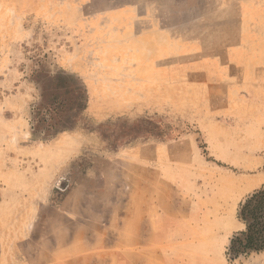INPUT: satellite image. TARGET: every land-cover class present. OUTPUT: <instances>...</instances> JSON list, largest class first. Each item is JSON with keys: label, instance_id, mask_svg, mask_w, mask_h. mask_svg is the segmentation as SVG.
<instances>
[{"label": "rangeland", "instance_id": "obj_1", "mask_svg": "<svg viewBox=\"0 0 264 264\" xmlns=\"http://www.w3.org/2000/svg\"><path fill=\"white\" fill-rule=\"evenodd\" d=\"M55 96L76 128L34 135ZM163 158L199 184L171 197L212 221L167 231L166 264H264L226 258L264 186V0H0V264H43L58 223L115 200L100 174L133 179L136 199V174Z\"/></svg>", "mask_w": 264, "mask_h": 264}, {"label": "crops", "instance_id": "obj_2", "mask_svg": "<svg viewBox=\"0 0 264 264\" xmlns=\"http://www.w3.org/2000/svg\"><path fill=\"white\" fill-rule=\"evenodd\" d=\"M171 147L177 148V143ZM146 169L154 172L136 174V199L133 192L121 189L125 182L133 179L125 175L112 179L109 174H100V179H95L100 181L98 194L107 193L110 182H118L120 190L112 192L110 197L119 202L108 201L104 196L96 213L82 208V213L72 216V221L58 223L56 236L48 240L50 243L46 245L45 240H41L37 244L35 251L40 252L43 264H166L172 260L161 248L168 244L165 242L167 231L201 230L208 223L212 224L208 212H185L183 201L171 197L172 192L199 188V184L194 185L187 179L188 175L179 170L177 159H155ZM217 190L218 194L224 191L220 181ZM182 214L185 215L181 217ZM213 216H216L215 211ZM194 221L198 226H193ZM45 246L51 247V253L46 252Z\"/></svg>", "mask_w": 264, "mask_h": 264}, {"label": "trees", "instance_id": "obj_3", "mask_svg": "<svg viewBox=\"0 0 264 264\" xmlns=\"http://www.w3.org/2000/svg\"><path fill=\"white\" fill-rule=\"evenodd\" d=\"M58 82L57 86L61 88L70 85L67 79ZM66 92L72 93L67 89ZM65 100L55 96L38 105L34 111L32 127L34 135H43L51 139L58 133L76 128L77 116L64 111ZM237 219L246 226V230L234 235L230 240L226 250V258L230 263L264 252V186L249 194L239 205Z\"/></svg>", "mask_w": 264, "mask_h": 264}, {"label": "bare ground", "instance_id": "obj_4", "mask_svg": "<svg viewBox=\"0 0 264 264\" xmlns=\"http://www.w3.org/2000/svg\"><path fill=\"white\" fill-rule=\"evenodd\" d=\"M231 218V217H230ZM233 220L232 219H229V220H227L226 222H225V225H226V229L228 228V227H233ZM236 224V223H235ZM227 231V230H226Z\"/></svg>", "mask_w": 264, "mask_h": 264}]
</instances>
